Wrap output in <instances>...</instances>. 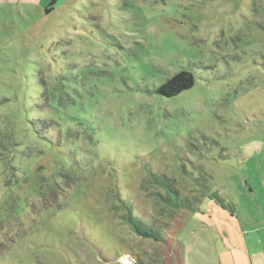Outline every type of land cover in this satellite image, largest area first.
<instances>
[{"label": "rangeland", "instance_id": "rangeland-1", "mask_svg": "<svg viewBox=\"0 0 264 264\" xmlns=\"http://www.w3.org/2000/svg\"><path fill=\"white\" fill-rule=\"evenodd\" d=\"M51 1L0 0V264H231L264 189V0Z\"/></svg>", "mask_w": 264, "mask_h": 264}, {"label": "trees", "instance_id": "trees-1", "mask_svg": "<svg viewBox=\"0 0 264 264\" xmlns=\"http://www.w3.org/2000/svg\"><path fill=\"white\" fill-rule=\"evenodd\" d=\"M58 0H52L50 4L48 5L46 11L48 14L54 11L55 4H57ZM196 84V79L193 73L187 71V70H181L169 79H167L166 82H164L158 89L157 93L173 97L176 95H179L183 91L192 88ZM8 99H3L0 101L1 103L7 102ZM47 125L43 123L42 129H47ZM48 130V129H47ZM39 133L40 137L45 138L42 133L36 131ZM2 138V137H1ZM7 139L2 138L0 139V146L2 150H8L7 145ZM2 153V151H0ZM162 179V178H161ZM198 180V186L201 188L206 189L205 192L209 193V189L207 188L204 180L205 178L203 176L200 177ZM154 183L160 185L165 190L166 197H164V201L173 208H192V202L190 199L187 198L186 195H183L181 191L176 187V184L171 181L170 179L160 181V178L155 176ZM216 197H218L219 203L225 206V200L223 198H220L217 194V192H213ZM229 203V202H228ZM125 204V203H124ZM126 209V221L129 223V225L134 229L135 232H137L140 235H144L145 237H151L157 240H160L162 238L161 233L155 229V226H148L144 222H142L140 219H138L134 215V206L132 204H125Z\"/></svg>", "mask_w": 264, "mask_h": 264}, {"label": "crops", "instance_id": "crops-1", "mask_svg": "<svg viewBox=\"0 0 264 264\" xmlns=\"http://www.w3.org/2000/svg\"><path fill=\"white\" fill-rule=\"evenodd\" d=\"M248 191L249 194L245 197L246 190L242 191L243 198L240 202L243 204L247 202L246 206H241L246 214L241 218L240 225L241 230L245 228L247 231L244 236V231H241L240 244L237 242L235 245L233 241L231 242V245L234 246V252L230 254L231 264H264V189L255 190L253 185H249ZM246 197H248L247 200H245ZM235 205L240 206L241 204ZM232 214L239 218L238 209H235ZM219 262H222V258L219 259Z\"/></svg>", "mask_w": 264, "mask_h": 264}]
</instances>
